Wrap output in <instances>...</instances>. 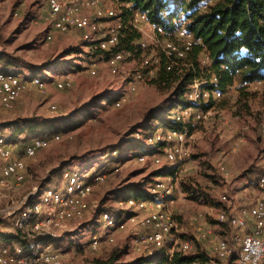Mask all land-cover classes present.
Returning <instances> with one entry per match:
<instances>
[{
    "label": "rangeland",
    "instance_id": "374dc122",
    "mask_svg": "<svg viewBox=\"0 0 264 264\" xmlns=\"http://www.w3.org/2000/svg\"><path fill=\"white\" fill-rule=\"evenodd\" d=\"M181 4L175 12L183 17ZM46 11L45 0H0V52L15 57L19 64L32 65L17 67L2 60L0 69L25 79L39 76L45 82L42 88L28 87L11 107L0 105V138L27 165L24 181L1 190L0 234L17 235L13 223L25 200L46 186L61 188L64 172L106 176L86 197V215L62 222L57 240L42 243L46 255L50 249L60 252L51 255L50 261L55 262L47 264H171L166 257L172 248L177 250L178 243L194 237V215H201L213 232L227 234V228L216 225V215L221 210L234 208L239 213L246 208L232 207L235 196L243 185L255 184L264 166V136L259 127L264 114V80L251 82L242 90L235 81L214 103L203 98L195 104L190 92L197 86L213 90L208 88L209 79H194L184 87L181 80L158 79L161 47L146 34L127 25L122 47L136 49L113 73L107 55L89 50L78 33L51 27ZM48 34L51 40H47ZM199 59L201 65L209 64L204 51ZM191 66L190 55L183 64L178 63L176 73L183 75ZM59 80H66L65 86L58 88ZM179 89L187 103L184 106L176 101ZM176 114L183 117L179 123L180 131L186 133L183 146L187 154L169 160L165 149L177 143H159L156 136L171 129L162 120L174 121ZM56 134L60 138L35 156L21 153L23 145L33 139L51 140ZM59 166L62 169L55 172ZM136 188L148 191L149 198L135 200ZM128 199L134 204H126ZM157 202L167 206L176 224L174 242L161 250L134 246L137 225L127 222L119 229L97 216L99 208H111L118 218L136 215L138 221L155 210ZM204 244L201 247L211 258L209 264H217L209 243Z\"/></svg>",
    "mask_w": 264,
    "mask_h": 264
},
{
    "label": "bare ground",
    "instance_id": "6f19581e",
    "mask_svg": "<svg viewBox=\"0 0 264 264\" xmlns=\"http://www.w3.org/2000/svg\"><path fill=\"white\" fill-rule=\"evenodd\" d=\"M48 1L50 0H45L47 11ZM213 1L215 0H200L197 3V5L200 3V6L197 9L206 8ZM53 2L57 3V17L53 12H46L45 17L50 22L51 27L60 32H76L80 36V41L88 45L89 50L107 52L108 58L106 63L113 73H115L117 65L125 57L133 55V52L130 50L120 49L122 29L125 27L124 17H127V23L132 29L142 35L146 34L155 45L161 47L162 57L167 59L166 69H170L176 62L184 59L195 42L194 40H190L192 33L188 32L185 27L182 28V35H176L181 33V27L185 24V16L190 13L189 3L191 0H166V9L169 12L176 11L178 4L182 2V11L180 13L183 14V17H181L177 13L176 17L169 20L167 26L161 23H151L148 20L146 12L137 10L126 15L124 13V6H122L120 0H91L90 3H83V8L81 9L78 8L80 0H53ZM57 21L62 22V24H57ZM151 28H154L152 32ZM148 30L150 31L149 33H147ZM51 39L52 35L48 34L47 40ZM113 55L115 57H112ZM19 75L11 71L0 70V104L5 103L3 105L5 108L11 107L28 87L36 85L35 87L42 88L45 85V82L39 76L25 79ZM15 78L32 84L22 85V82L14 80ZM261 81L256 80L253 82L260 83ZM65 82L66 80H59L56 82V85L58 88H61L65 86ZM2 88L9 90V92H2ZM221 92L219 90H206L203 88L200 90L197 86L190 92L189 97L197 104V101L203 98L207 100L215 99L216 96L218 98ZM201 114L198 113V118L202 117ZM175 117L176 121L182 122L183 117L181 115L176 114ZM259 127L261 135L264 136V114L260 117ZM59 138L60 135L58 134L54 135L51 140L46 137L35 138L28 144L35 143L37 140L42 141H38L29 150H27V145H23L21 153L24 157H33L38 151L47 147L50 141H56ZM185 139V132L174 130H168L156 136V140L159 143L173 141L177 143L165 149V155L169 160L181 159L187 154L183 146ZM4 144L9 146L4 139L0 138V147L4 146ZM10 148L12 147L10 146ZM113 153H116V150ZM143 159L144 157L140 158V160ZM156 162H159V159H156ZM26 175L27 165L22 156H19L18 160L16 155L7 156L4 154V150H0V179L6 182L0 183V193L2 189L8 187L12 182L21 183L24 181ZM105 176V174L99 172L86 173L85 175L64 172V183L61 188L46 186L31 198L28 197L22 206L21 214L13 223L16 231L20 232L27 239L26 245L24 247L18 243L0 245V253L8 251L9 247H16L15 251L10 252V259L12 260H0V264H15L13 260L29 258H33L34 260L26 261L25 263L47 264L55 262L50 261L53 257L46 255L42 243L49 239H56L62 222L80 220L86 215L88 212L86 197L92 192L94 185L99 183ZM89 182H93V184L86 186L85 194H81L83 184ZM259 187L264 189V182L260 183ZM74 198L75 202L73 203ZM221 199L228 202L227 196H221ZM260 202H262V205L260 216H258V211H254V204H260ZM64 204H66V207H64ZM126 204L133 205L134 200L128 199ZM154 205H156V209L138 221L136 215H132L124 220V218H118L108 211L100 213L99 217L107 225L119 229H124L128 225L127 222L137 225L138 232L132 239L134 246L153 247L154 249L161 250L168 243L174 242L176 224H174L172 216L166 210L165 207L167 206L163 202H157ZM228 216L235 221L236 225L241 227L244 238H251V223H249L248 217L258 219L259 227H263L264 239V197L258 198L249 207L243 208L239 213L230 214L225 210H221L216 215L215 220L219 225H224L227 223ZM198 218H201V215H194L193 217L194 220ZM157 227L160 232H163L161 240L158 237ZM213 235L215 237H208ZM209 239L214 244L213 253L217 257L218 254H229V261L240 260L243 257L244 244L238 243V236H231L232 252L230 253V236L226 237L213 232L211 227L209 229L208 226L204 229H199L198 235L192 240H183L178 243L179 248L176 252L193 250L196 247V242L200 243V241L203 242ZM235 243H238V246ZM255 249H262V258H264V241H255ZM171 255L172 253L167 256L171 257Z\"/></svg>",
    "mask_w": 264,
    "mask_h": 264
},
{
    "label": "trees",
    "instance_id": "16d2710c",
    "mask_svg": "<svg viewBox=\"0 0 264 264\" xmlns=\"http://www.w3.org/2000/svg\"><path fill=\"white\" fill-rule=\"evenodd\" d=\"M123 1L125 2L121 3L124 6L126 15L137 10L146 12L151 23H161L167 26L169 20L177 15L175 11L169 12L166 9V0ZM199 1L191 0L189 3L190 13L185 16V21H188L185 29L192 33L199 42L194 40L195 42L186 57L176 62L170 69H166L167 59L162 57L159 63L161 67L158 79L164 81L166 78L165 80L170 82L181 80L180 86L183 87L187 83L191 84L194 79H209L210 85H208V88L219 89L222 92L227 91L235 81L240 83V90H242L253 81L264 80V0H215V3L210 4L203 12L191 7V5H197ZM128 3H131L132 6ZM124 24L120 49L130 50L134 53L136 48L132 46L122 47L123 33L128 25L127 17H124ZM96 51L108 56L107 52L94 50V52ZM203 51L209 58V64L207 65H201L199 59ZM190 55L192 66L184 71L185 74L179 75V73H176L179 71V67L176 66L178 63L183 64ZM2 60L7 62L5 65L32 66L29 63L19 64L15 57L5 51L0 52V62ZM0 70L9 71L5 68ZM158 79L157 82L160 84ZM212 79L214 81H211ZM180 90L177 91L176 101L181 103L178 104L179 106H184L186 102ZM210 102L214 103V99H211ZM162 121L169 124L168 126L171 128L169 130L182 132L180 131L182 124L179 121L175 119L171 122ZM61 169L62 167L59 166L54 171L58 172ZM133 192L135 199L147 200L150 196L145 189L136 188ZM110 210L114 211L111 208ZM104 211L112 213L109 209L99 208L97 216ZM223 227L225 226L223 225ZM17 235L1 233L0 245L18 243L24 247L27 239L20 232ZM195 244L196 247L193 250L175 252L172 262L174 264H196L197 261L200 264H209L211 258H209L207 251L201 248V245L197 242ZM166 258H169L171 262V257L167 256Z\"/></svg>",
    "mask_w": 264,
    "mask_h": 264
},
{
    "label": "built area",
    "instance_id": "2783aa9c",
    "mask_svg": "<svg viewBox=\"0 0 264 264\" xmlns=\"http://www.w3.org/2000/svg\"><path fill=\"white\" fill-rule=\"evenodd\" d=\"M90 1L91 0H80V2L78 3V8L79 9L83 8V3H90ZM121 2H125V1L121 0ZM128 4L132 6L131 3H128ZM199 6H200V3L199 5H191V7H195V9H197ZM46 12H53L55 13V16L57 17V3H54L53 0L48 1V11ZM187 22L188 21H185V25L181 27V33L176 34V35H182V28L186 27ZM57 24H62V22L57 21ZM152 30H154V28H151V32ZM190 40H196L197 42H199V40L196 39L195 36H192V35H190ZM160 55L162 56V54ZM112 57H115V56L113 55ZM96 65H91V66H96ZM14 80L22 82V80H19L17 78H15ZM23 84H32V83L22 82V85ZM2 92H9V90L2 88ZM4 104L5 103L0 104V105L3 106ZM38 141H42V140H37L35 143H32V144H25L27 145V150L34 147ZM0 150H4V154H6L7 156L16 155L15 150H13V148H10V146H7L6 144H4V146H1ZM17 159L19 160V156H17ZM263 182H264V166H261L260 171L256 176L257 186H259L260 183H263ZM0 183H6V182L0 179ZM91 184H93V182L83 184V190L81 194H85V187ZM222 196H226V195H222ZM74 202H75V198L73 199V203ZM228 202H229V199H228ZM151 204H153V202H151ZM261 205H262V202H260V204H254V211H258V216H260ZM64 207H66V204H64ZM17 214H18V211H16V215ZM248 218H249V223H251V238H244V236H242L241 227L236 225L235 221H233L232 218L228 216L227 223H225L224 226L229 228L230 253L232 252L231 236H238V243L244 244L243 257L240 260L229 261V254H218V257H215L218 261L217 264H264V258H262V249H255V241H264L263 227H259L258 219H251V217H248ZM208 228L210 229L209 225H208ZM157 230H158V227H157ZM162 234L163 232H160L158 230V237L160 238V240H161ZM208 237H215V236L213 235V236H208ZM149 241H150V237H149ZM201 246L203 245L201 244ZM15 250H16V247L12 246V247H9L8 251H3L2 253H0V260H12L10 259V252L15 251ZM174 252H176V249L172 248L171 264H174L172 262ZM55 253H60V252H52L50 249V255L48 257H50L51 255H54ZM32 260L34 259L29 258V259L13 260V261H15V264L16 263L25 264L26 261H32ZM196 264H200V263L196 261Z\"/></svg>",
    "mask_w": 264,
    "mask_h": 264
},
{
    "label": "crops",
    "instance_id": "0c3cea01",
    "mask_svg": "<svg viewBox=\"0 0 264 264\" xmlns=\"http://www.w3.org/2000/svg\"><path fill=\"white\" fill-rule=\"evenodd\" d=\"M242 187H243V189L239 190V193L235 196L237 198V200H236V203H234V206H232V204L229 205V206H232V207H244V206L249 207L251 205V203H254L255 200H257L258 198H263L264 197V189H262L259 186H257L256 182H255V184L253 186L245 187L243 185ZM225 206H228V205L224 204V207ZM227 212L230 213V214L237 213V211H235L234 208L229 209V210L227 209ZM193 217H192V223H193V229H192L193 233H192V235L194 236L193 238H195V236L198 235L199 229H204L209 224H208L207 221H202V218H198L197 220H194ZM216 225L218 227H222L224 229L227 228L228 229V233L225 234L224 236H226V237L230 236L228 227H223V224L219 225L218 223H216ZM211 229L214 231V229L212 227H211ZM192 239H190V240H192ZM204 243H206V244L209 243L207 245H208L209 249L211 250V252L213 253L214 244H212L211 239L203 241V242L200 241V243H198V244L199 245H201V244L205 245ZM235 244L238 246V243H235Z\"/></svg>",
    "mask_w": 264,
    "mask_h": 264
}]
</instances>
